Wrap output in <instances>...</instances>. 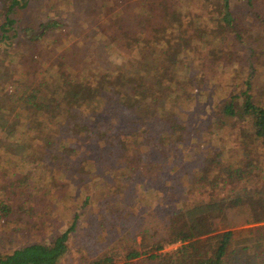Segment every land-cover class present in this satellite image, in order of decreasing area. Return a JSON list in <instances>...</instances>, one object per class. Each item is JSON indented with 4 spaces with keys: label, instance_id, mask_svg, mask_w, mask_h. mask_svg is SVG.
Masks as SVG:
<instances>
[{
    "label": "trees",
    "instance_id": "obj_1",
    "mask_svg": "<svg viewBox=\"0 0 264 264\" xmlns=\"http://www.w3.org/2000/svg\"><path fill=\"white\" fill-rule=\"evenodd\" d=\"M37 1L0 0V62L16 66L28 45L36 47L60 27L61 21L52 18L39 22L38 32L32 35L30 26L20 24L16 17ZM235 1L244 2L253 19L264 25L257 0ZM112 3L118 8L109 16ZM98 5L102 14H108V24H100V32L105 33L109 50L131 53L127 65L101 68L89 60L81 59L77 65L58 60L35 80L20 76L11 82L3 101L20 115L14 129L26 124L22 135L32 140L47 162L54 163L52 169L72 168L81 182L97 183L95 188L102 190L100 206L89 212L101 215V223L106 224L120 212L119 203L133 197L136 182L158 180L165 186V181L182 173L179 152L190 133L183 109L193 99L189 89L200 88L208 80L200 69L208 56L196 49V41L212 23L211 34L226 30L238 39L242 35L232 0H216L213 15L198 7L184 11L177 0H113ZM208 15V22H203ZM195 20L202 21L198 25ZM251 74L244 88L232 91L218 108L220 114L237 118L249 142L264 146V103L254 93ZM246 144L240 166L224 164L222 153H217L213 161H204L206 175L199 178L206 185L209 179L223 183L230 178L236 184L244 180L253 171V150H244ZM20 177L7 186L0 183V219H8L31 200L28 181ZM169 189L175 193L176 183ZM171 197L173 201L177 193ZM91 202L86 196L57 237L0 253V264H58L69 250L82 210ZM139 225L133 236L118 239L116 248L84 264H117L118 260L119 264H225L237 247L264 253L260 250L264 249V187L254 185L229 198L175 202L160 225ZM167 245L176 246L165 250Z\"/></svg>",
    "mask_w": 264,
    "mask_h": 264
},
{
    "label": "rangeland",
    "instance_id": "obj_2",
    "mask_svg": "<svg viewBox=\"0 0 264 264\" xmlns=\"http://www.w3.org/2000/svg\"><path fill=\"white\" fill-rule=\"evenodd\" d=\"M112 1L40 0L31 3L28 10L16 17L20 24L32 28V35L38 32L39 22L52 18L61 22L60 27L52 29L36 47L28 45L25 56L16 66L0 62V183L7 186L9 180L17 182L20 176H25L32 196L20 207V211L16 210L8 219H0V253L57 237L86 196L92 202L82 210L81 223L77 231L71 234L69 250L58 264L87 263L96 254L116 248L118 239L133 236L139 224L151 226L153 222L156 226L160 225L175 202L187 204L211 198H229L245 188L252 189L254 185L264 187V146L249 142L243 134L244 126L237 118L220 114L218 108L232 91L244 88L243 82L249 72L253 77L254 93L264 103V25L253 19L244 2L232 0L233 12L239 14L237 28L241 39L226 30L211 34L215 26L212 23L209 30L196 41V49L202 56H208L205 68H200L205 71L204 76H208V80L200 88L189 89L193 99L183 109L190 133L179 152L178 162L182 166V173L165 181V186H161L159 183L162 181L158 180L155 184L147 180L145 183L142 180L136 182L133 197L126 204L119 203L121 210L115 213L117 219L114 217L102 224L101 215L96 217L95 213L89 212L100 206L98 198L102 190L95 188L97 183L93 186L91 182H81L72 168L52 169L54 163L47 162L35 149L32 140L22 135L26 124L18 126V130L14 129L20 115L17 108L10 107L3 99L10 91L11 82L20 76L35 80L43 71H49L58 60L72 65H77L81 59L89 60L92 66L101 68L106 65L114 68L127 65L132 58L131 53L127 49L109 50L111 45L107 44L106 35H102L99 28L100 24H108V14H102V7L98 4ZM177 1L184 11L192 12L198 7L200 11H210L212 14L216 10V0ZM257 1V7L264 16V0ZM117 8L115 4L109 16ZM208 18L209 15L203 18V22L207 23ZM199 21L195 20V24L200 25ZM245 144L244 150H253L252 174L237 184L229 178L223 183H214L209 179L210 184L206 185L205 179H201L205 178L207 171L204 161H213L217 153H222L220 158L224 164L229 163L235 169L246 157L242 149ZM173 183L177 185V189L172 190L177 197L171 201V194L175 193H170L169 187ZM175 246L167 245L165 250ZM119 263L121 261L118 260ZM225 264H264V253L252 247H237Z\"/></svg>",
    "mask_w": 264,
    "mask_h": 264
}]
</instances>
